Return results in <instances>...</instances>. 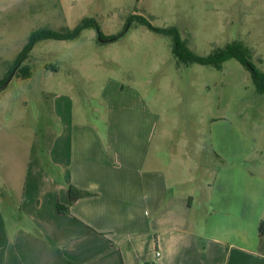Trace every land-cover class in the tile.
Returning <instances> with one entry per match:
<instances>
[{
    "label": "crops",
    "instance_id": "obj_1",
    "mask_svg": "<svg viewBox=\"0 0 264 264\" xmlns=\"http://www.w3.org/2000/svg\"><path fill=\"white\" fill-rule=\"evenodd\" d=\"M78 87L49 93L55 131L43 148L22 143L17 157L0 144V264H264L251 139L229 124L210 131L213 181L185 190L197 180L183 171L203 164L188 146L182 171L168 172L157 117L122 106L100 120ZM70 186L90 195L70 204Z\"/></svg>",
    "mask_w": 264,
    "mask_h": 264
},
{
    "label": "rangeland",
    "instance_id": "obj_2",
    "mask_svg": "<svg viewBox=\"0 0 264 264\" xmlns=\"http://www.w3.org/2000/svg\"><path fill=\"white\" fill-rule=\"evenodd\" d=\"M136 17L155 28L176 27L184 51L192 56L206 58L240 44L264 72V0H0L1 80L34 30H72L91 18L105 36L117 38L100 42L98 31L87 29L72 41L38 43L24 63L31 79L14 75L0 91L3 150L22 157L24 145L43 148L55 131L49 93L75 82L79 101L90 87L94 98L88 93L90 101L83 100L90 116L95 108L102 120L107 109L118 112L123 106L157 117L155 142H165L168 172L182 171L188 146L203 164L194 173L183 171L197 180L185 190L212 183L218 164H211L217 161L209 148L210 131L227 124L255 143L258 162L250 166L264 176V94L256 92L248 69L236 59L220 68L185 65L175 57L171 37L139 24ZM184 141L189 142L185 148Z\"/></svg>",
    "mask_w": 264,
    "mask_h": 264
},
{
    "label": "trees",
    "instance_id": "obj_3",
    "mask_svg": "<svg viewBox=\"0 0 264 264\" xmlns=\"http://www.w3.org/2000/svg\"><path fill=\"white\" fill-rule=\"evenodd\" d=\"M139 24L148 27L154 32L171 37L173 45V53L175 57L185 65L200 64L203 66H215L220 68L223 63L229 59H236L241 65H243L250 72L256 92L260 95L264 94V72L259 71L251 63L250 52L244 49L240 44H233L227 49L216 52L206 58L196 57L187 54L184 51L182 44L180 42V34L176 27H169L167 29L155 28L147 19L143 17H136ZM87 29H96L98 31V39L100 42H112L116 40V37H107L102 32L101 29L95 21V19L86 18L80 21V23L72 30H62L54 31L47 28L37 29L30 33L28 41L25 44L22 51L19 53L10 73L4 78L0 79V91L1 87L5 85L8 79L11 77L12 73L15 72V76L19 79L27 80L31 79L32 72L29 66L24 65V63L29 59L31 52L35 46L46 40H58V41H72L80 37L82 32ZM68 195L70 204H73L77 200L87 197L90 194L79 190L74 186H70L68 189ZM259 235L264 236V221L261 222L259 226Z\"/></svg>",
    "mask_w": 264,
    "mask_h": 264
},
{
    "label": "water",
    "instance_id": "obj_4",
    "mask_svg": "<svg viewBox=\"0 0 264 264\" xmlns=\"http://www.w3.org/2000/svg\"><path fill=\"white\" fill-rule=\"evenodd\" d=\"M14 74H15V72L12 73L10 79H8V80H11L12 77L14 76ZM7 82H8V81H7ZM7 85H8V84L6 83L4 86H2V87H1V90L5 89V88L7 87Z\"/></svg>",
    "mask_w": 264,
    "mask_h": 264
}]
</instances>
